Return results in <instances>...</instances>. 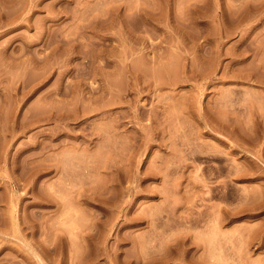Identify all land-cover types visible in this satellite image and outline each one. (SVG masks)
<instances>
[{
    "label": "rangeland",
    "instance_id": "obj_1",
    "mask_svg": "<svg viewBox=\"0 0 264 264\" xmlns=\"http://www.w3.org/2000/svg\"><path fill=\"white\" fill-rule=\"evenodd\" d=\"M0 264H264V0H0Z\"/></svg>",
    "mask_w": 264,
    "mask_h": 264
}]
</instances>
